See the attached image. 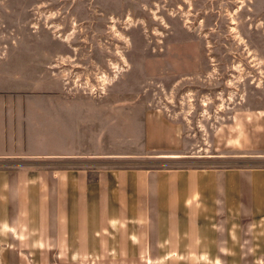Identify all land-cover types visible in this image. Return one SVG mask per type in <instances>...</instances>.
<instances>
[{"label": "crops", "instance_id": "obj_1", "mask_svg": "<svg viewBox=\"0 0 264 264\" xmlns=\"http://www.w3.org/2000/svg\"><path fill=\"white\" fill-rule=\"evenodd\" d=\"M66 54L64 46L0 49V264H114V226H216L205 260L176 249L144 254L145 264H230L232 233L245 230L246 246L264 247V165L114 164L182 150L162 117L117 105L114 85L100 95L66 89ZM124 231L120 244L135 245ZM238 255L232 262L242 264Z\"/></svg>", "mask_w": 264, "mask_h": 264}, {"label": "rangeland", "instance_id": "obj_2", "mask_svg": "<svg viewBox=\"0 0 264 264\" xmlns=\"http://www.w3.org/2000/svg\"><path fill=\"white\" fill-rule=\"evenodd\" d=\"M7 46H64L66 89L100 95L114 85L117 105L162 117L173 129L172 147L182 150L177 158L114 164L264 165V0H0V49ZM126 228L135 245L120 244ZM215 228L114 226L110 258L145 264L144 254L154 259L177 249L205 260ZM238 235L232 233L230 264H240L232 262L240 253L242 264H262L264 247L246 246L252 232ZM146 238L151 244L144 247ZM158 238L170 246H156Z\"/></svg>", "mask_w": 264, "mask_h": 264}]
</instances>
